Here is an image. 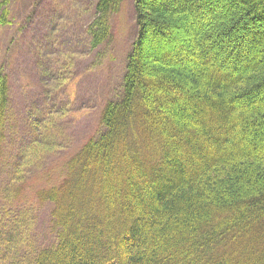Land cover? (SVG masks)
Wrapping results in <instances>:
<instances>
[{"label": "trees", "instance_id": "1", "mask_svg": "<svg viewBox=\"0 0 264 264\" xmlns=\"http://www.w3.org/2000/svg\"><path fill=\"white\" fill-rule=\"evenodd\" d=\"M123 1L98 0L94 47L111 41L109 20ZM9 3L0 0L5 26ZM133 5L138 35L127 57L123 98L107 102L104 134L75 148L64 180L33 195L39 208L51 206L56 245L32 247L29 231L39 211L24 205L22 179L8 175L5 184L0 168V217L17 215L15 235L5 240L14 251L20 244L31 248L28 264H264V0ZM13 46L0 52L6 70ZM44 73L59 75L51 68ZM12 79L0 73V155L21 123L36 127L38 143L48 146L44 126L29 120V105L21 112L12 105L11 112ZM61 93L53 90L40 110L57 109ZM90 172L91 195L75 214L60 196L86 188ZM14 258L22 264L17 252Z\"/></svg>", "mask_w": 264, "mask_h": 264}, {"label": "rangeland", "instance_id": "2", "mask_svg": "<svg viewBox=\"0 0 264 264\" xmlns=\"http://www.w3.org/2000/svg\"><path fill=\"white\" fill-rule=\"evenodd\" d=\"M77 2L80 5H76ZM97 2L10 0L6 6L10 12V23L6 26L0 23V52L6 53L7 49L14 47L13 44L18 45L12 53L13 62L8 70L4 68L0 54V73H8L13 78L10 110L13 113L14 106V109L21 112L22 106L29 105L34 112L29 120L39 121L44 126L40 133L44 134L48 144L38 143L41 135L32 131L36 127H25L21 123L18 130L14 127L11 129V134L1 147L3 154L0 155V168H3L1 177L5 184L9 183L5 179L8 175L22 179L21 185H25L27 192L24 205L39 211L35 227L29 231V241L33 248L55 246L56 237L58 239V235H51V206L39 208L33 199L34 193L40 189H50L64 180L66 163L77 153L75 148L90 138L96 139L104 134L101 119L107 102L124 96L122 81L126 73L127 57L138 35L133 0H124L120 12L110 17L111 41L94 47L91 25L99 18ZM49 68L57 69L59 75L53 78L45 74L44 70ZM28 69L36 75L26 78L25 72ZM69 75L73 79H69ZM61 76L66 81H57ZM28 83L31 85L26 88ZM53 90L62 93L58 108L48 110L51 111L48 115V111L42 112L40 109L48 106ZM123 125V120H118L114 127V138L120 136ZM0 138L3 139V136ZM209 145L212 147V144ZM86 179L85 185L88 186L82 191L74 195L65 192L60 196L61 205L74 208L72 210H75V214L88 202L90 186L95 181L94 173L90 172ZM17 211L13 210L15 213ZM94 211H97L96 207L85 213L88 216ZM16 218L17 215H14L13 220L8 221L6 217H0V264H16V252L22 264H28L27 259L33 260L31 248L27 249L20 244L14 251L5 240L15 235ZM26 222L27 219L19 221L22 226ZM250 251L260 253L261 248L251 246Z\"/></svg>", "mask_w": 264, "mask_h": 264}]
</instances>
